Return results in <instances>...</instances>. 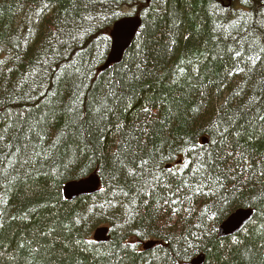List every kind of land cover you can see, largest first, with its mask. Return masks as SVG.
Returning a JSON list of instances; mask_svg holds the SVG:
<instances>
[{"label": "trees", "instance_id": "obj_1", "mask_svg": "<svg viewBox=\"0 0 264 264\" xmlns=\"http://www.w3.org/2000/svg\"><path fill=\"white\" fill-rule=\"evenodd\" d=\"M239 209L252 220L220 238ZM200 255L264 264V0H0V264Z\"/></svg>", "mask_w": 264, "mask_h": 264}, {"label": "water", "instance_id": "obj_2", "mask_svg": "<svg viewBox=\"0 0 264 264\" xmlns=\"http://www.w3.org/2000/svg\"><path fill=\"white\" fill-rule=\"evenodd\" d=\"M140 25L141 20L137 16L124 17L114 23L110 32L111 47L108 58L101 68L102 71L121 61L124 52L132 44ZM202 143L206 145L207 141L205 138L202 139ZM167 168H170V166H167ZM99 184V179L96 173H94L86 179L66 184L63 188V195L68 201L74 200L79 196L92 195L98 191ZM253 215L254 211L251 209H239L235 211L220 224L218 236L220 238H227L235 234L253 218ZM108 232L109 230L107 228H98L93 234L94 241L98 243L107 242L109 240ZM152 246L153 243H148L144 246V249H149ZM203 259L204 257L200 256L193 260L191 264H202Z\"/></svg>", "mask_w": 264, "mask_h": 264}, {"label": "bare ground", "instance_id": "obj_3", "mask_svg": "<svg viewBox=\"0 0 264 264\" xmlns=\"http://www.w3.org/2000/svg\"><path fill=\"white\" fill-rule=\"evenodd\" d=\"M251 220H252V219H251ZM251 220H250V221H251ZM250 221H249V222H250ZM249 222H248V223H249ZM248 223L245 224V225H244L240 230H238L235 234L230 235V236H228L227 238H229V237H233V236L237 235L238 233H240V232H241V231H242V230L248 225ZM108 235H109V234H108ZM200 256H202V255H200ZM200 256H198V257H200ZM198 257H197V258H198ZM197 258H196V259H197ZM194 260H195V259H194ZM203 262H204V259H203ZM203 262H202V263H203ZM191 263H192V261H191Z\"/></svg>", "mask_w": 264, "mask_h": 264}, {"label": "rangeland", "instance_id": "obj_4", "mask_svg": "<svg viewBox=\"0 0 264 264\" xmlns=\"http://www.w3.org/2000/svg\"><path fill=\"white\" fill-rule=\"evenodd\" d=\"M35 18H36V17H35ZM98 228H100V227H98ZM98 228H96L95 231H96Z\"/></svg>", "mask_w": 264, "mask_h": 264}]
</instances>
